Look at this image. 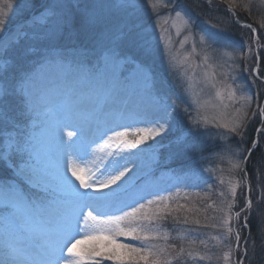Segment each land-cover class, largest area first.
<instances>
[{
	"label": "snow or ice",
	"instance_id": "snow-or-ice-1",
	"mask_svg": "<svg viewBox=\"0 0 264 264\" xmlns=\"http://www.w3.org/2000/svg\"><path fill=\"white\" fill-rule=\"evenodd\" d=\"M208 2L211 4L212 0ZM225 2L228 4L227 10L234 17V6L240 5L244 10H249L251 6V0L248 3L243 0ZM261 2L264 3V0ZM32 3L33 0H7L6 10H0V227L16 241L6 240L0 246V264H86L87 260L101 264L100 260L95 259L100 256L105 260L121 261L122 264L140 260L145 264H172L173 261L186 264V258L211 260L215 254L203 239L198 241L204 248L203 252L195 248L197 241L192 240L187 251L181 246L174 256L155 244L145 245L144 241L156 239L158 234L136 235L138 229L132 225L141 219H150L146 215H138L144 204L129 211L120 209L118 215L104 213L103 208L113 201L116 190L122 187L130 169L127 165L121 166L117 160L110 162V170L105 168L97 175L98 166L93 162L94 171L83 159L91 143H95L87 140L91 125L106 114L108 96L114 91L117 74L123 67L131 69L134 81L155 91L157 102H164L167 98L169 83L164 78L157 79L154 72L158 45L144 17L143 0H49L29 21L7 30L11 12L17 6L28 9ZM147 6L155 11L158 7H167V4H162V0H147ZM175 19L182 26L190 25V18L180 11L176 12ZM242 26L250 29L255 36L257 29L252 24ZM216 27L211 26L213 29ZM260 28L264 29V19L260 21ZM36 29L44 30L43 38L49 42L50 50L57 53L56 56L49 55L37 60L39 53L35 41L40 34ZM179 34L180 29L177 31ZM222 39L218 31L209 30L200 34L203 64L208 63V50L217 51L214 45ZM53 41L55 44L51 43ZM184 42L186 39L181 43ZM253 42L256 43L255 40ZM221 47L232 49L225 54L233 61L237 58L244 60L254 52L251 45L246 52H238L230 42H224ZM261 47L264 45L257 43L256 65L251 69V75L264 80L260 76ZM66 53L71 54L70 65L63 64ZM169 61L170 66L173 65L176 57L170 56ZM53 64L65 68L74 66L78 71V80L88 86L87 91H73L60 98L54 107L51 106L52 102L43 87V75ZM229 67L236 71L239 66L234 63ZM215 76V71L204 73L205 80ZM231 78L235 80L236 77ZM211 86L215 88L216 84L213 82ZM220 95V91H217V96ZM228 95L232 98L235 91H229ZM240 99L251 101L252 98L242 96ZM164 106L167 119L163 123L157 121L152 127L124 128L123 131L109 128L101 135L103 143H97L93 152L116 156L167 133L173 134L175 154L200 150L202 145L194 138L192 130L181 129L177 119V102L171 100L170 104ZM240 111L237 109V112ZM257 112L264 117V107L258 105ZM257 112L252 115L256 116ZM247 116L248 113L244 112L231 126L224 127L242 137ZM203 122L206 123V120ZM193 123L198 128L202 121L194 120ZM67 128L72 130L65 131ZM130 131L135 139H128ZM255 146L256 142H253L252 148L245 149L238 144L236 148L228 150L233 157L232 168L244 176L248 173L246 165ZM74 157L80 158L79 163ZM256 172L258 174L259 169ZM241 182L243 176L230 189L233 198ZM252 190L250 182L241 189L242 193L247 191L249 195L245 197L243 207L234 214L235 226L232 224L233 202L227 203L228 211L220 224L202 225L222 230L221 236H212L211 239L229 249L223 252L225 264H244L247 258L248 239L251 236L249 219L253 210ZM220 195L224 196V193ZM49 197L51 201L46 203ZM260 200L264 201V192ZM147 203L151 205L155 201L149 200ZM52 206L56 208L55 228L38 229L37 226L44 223L38 217ZM164 207L168 208L167 203ZM179 207L182 209L185 206ZM160 211L158 208L155 215L159 216ZM167 215L170 212H166L162 218ZM184 222L188 223L187 217ZM194 223L200 225L199 220ZM258 227L264 233V219H261ZM245 229H249L248 237L241 236ZM38 230L44 236L43 243L23 246L19 243L25 233L31 235ZM114 234L131 237L141 243L139 246L122 243ZM171 247L176 248L175 245ZM241 249L242 256L233 262L232 253Z\"/></svg>",
	"mask_w": 264,
	"mask_h": 264
},
{
	"label": "rangeland",
	"instance_id": "rangeland-1",
	"mask_svg": "<svg viewBox=\"0 0 264 264\" xmlns=\"http://www.w3.org/2000/svg\"><path fill=\"white\" fill-rule=\"evenodd\" d=\"M205 1L209 3L208 0ZM48 2L49 0H33L32 6L28 9H21L17 6L10 14L6 25L7 30H12L29 21L31 16L39 13L34 12L41 10V5ZM243 2L248 3L249 0H243ZM143 3L144 17L152 31L153 39L158 45L154 72L157 79H166L169 87L167 89L166 100L164 102H157L155 99V91L147 86L148 91L143 90L139 97V100L142 101L140 104L142 105L143 111L136 108L133 102V109L136 113L131 111L133 114L132 117L136 121L141 122L145 103L147 102L157 105L165 111L164 105L166 103L170 104L171 100H175L179 105L177 119L180 121L181 129H191L194 138L202 145V148L194 153L175 154L172 146L174 137L172 133H169L159 141H156V139L151 140L148 144L129 149V151L136 153L134 156L135 161H132L131 153L129 154L127 150L123 153V162L129 164L130 159L132 162L130 166L131 171L141 170L135 174L137 177L142 175L140 179L138 178L139 181L135 186L139 189V192L134 189L130 196L131 199L125 201L124 204L123 198L125 196L115 199H121L122 205L117 206V202H115L113 207L117 208H112V211H109L108 215H118V210L120 209L129 211L132 207L144 204L145 207L141 209L138 215H146L150 219H141L132 225L138 229L136 235L140 236L145 233L152 235L158 234L156 239L144 241L145 245L155 244L158 247L165 248L169 254L174 256L175 252L181 246L185 247L187 251L192 240L197 241L195 248L203 252V246L198 243L199 240L203 239L207 241L211 252L215 255H213L211 260L206 261L186 258V264H225L223 252L229 249L223 244H219L216 240L211 239L212 236H221L222 230L212 227L205 228L202 225L220 224L222 217L228 211L227 203L233 202L232 224L235 226L236 220L234 214L244 205L243 199H240V195L242 194L241 189L245 188L248 182L251 183L252 189L255 183L261 185V189H253L256 198L254 200L251 199L253 201V210L255 207L257 209L258 205H261L262 209L256 211L255 218L261 217L264 219V201L260 200L261 194L264 192V174L259 170V173H256L255 177L250 175L249 165L251 156L246 165L248 170L246 176L239 170L233 169L231 166L233 157H231L228 151L229 148H236L238 144L245 148L246 138L249 135L252 125L258 124V127L260 125L263 126L261 130L263 135L261 137L264 138V117H261L257 112L258 105L264 107V80L256 79L251 75V69L255 66H252L248 62L249 57H245L244 60L237 58L233 61L225 54L226 51L231 52L232 49L222 48L221 45L224 42H230L238 52H246V48L230 39L231 37L226 31L228 18L225 14L203 11L200 15H195L189 4L181 0H162V4H167V7L161 6L155 11L147 6V0H143ZM216 4H222L228 7L225 0H212L210 5L215 6ZM6 5L7 0H0V10H6ZM252 5H255L256 13L259 16L256 22L253 21V23L255 22L259 32L264 37V29L260 28V21L264 19V3L261 0H251V9ZM238 7L243 8L240 5L234 6L235 14ZM177 11L182 12L186 17L190 18L189 26H182L175 19ZM235 16L237 19L238 16ZM212 17L217 20L211 21ZM218 21L220 23H217ZM241 21L244 22L241 25L248 23L246 20ZM212 25H216L217 27L213 29L211 28ZM178 29H180L179 35H177ZM209 30L218 31L223 39L214 45L217 51L208 50V63L203 64L204 51L199 45V36L201 33ZM43 31V29H36V32L40 34L39 38L35 41L39 53L37 56L38 61L49 55H57L56 52L50 50L48 46L49 42L44 40ZM185 39L186 42L181 43ZM51 43L55 44V41ZM194 45H196L195 50L193 48ZM170 56L176 57V62L171 66L169 61ZM185 57L188 59L185 60ZM71 59V54L66 53L63 64L70 65ZM234 63L239 66L236 71H233L229 67V65ZM209 65H212V67H209ZM63 68L65 71L71 73V77L74 76L73 72L77 71L74 66ZM245 68L248 70L244 71ZM213 71L216 72V76L205 80L204 73H212ZM118 74L120 75L117 76L115 87L125 92L131 81L133 82L130 76L131 69L125 66ZM232 76L236 77L235 80L231 78ZM213 82L216 84L215 88L211 86ZM231 90L235 91V96L229 98L228 93ZM217 91H220V96H217ZM242 96H250L252 99L251 101L241 100L240 97ZM130 102L132 104V100ZM237 109H241V111L237 112ZM244 112H247L248 116L244 122L243 136L241 137L230 133L224 125L231 126L232 122L243 115ZM253 112H257V115L253 116ZM145 120L146 123H149L147 119ZM194 120L202 121L198 128L195 127ZM205 120L206 123L203 122ZM142 122L144 124V120ZM128 139L132 140L135 137L132 136ZM253 142H256V146L252 153L261 143L257 140L256 134ZM252 146L253 143L250 148ZM91 158L87 159V162L91 164L90 168H93V162L96 164L99 163L100 158L96 156ZM151 158L153 162L149 161ZM74 159H78V157H74ZM106 160L100 164L101 167L108 164ZM156 168H160L158 172L162 171V174L166 171H172L171 174L173 175L157 181L155 178L161 174L153 172ZM128 174H126V177ZM242 176L243 182L237 187L236 197L233 198L230 189L238 181H241ZM252 181L256 182L252 183ZM221 192L224 193V196L220 195ZM50 198H48L49 201L45 202H50ZM149 200H153L155 203L149 205L147 203ZM165 203H167L168 208L164 207ZM180 205H184L185 207L181 209L179 207ZM158 208L161 211L160 215L156 216L155 213ZM166 212H170V215L162 218ZM43 214V217H38V219L44 221L43 224L37 226L38 229L48 230L46 225L50 226V229L55 228V206L47 208ZM185 217L188 218V223L184 222ZM195 220H199L200 225L195 224ZM245 230L247 231L241 232L242 237L249 236V229ZM250 232L252 233L251 227ZM114 235L116 239L128 238L126 240L132 241V244L135 246H139L141 243L138 240H133L131 237L120 236L118 234ZM261 235L264 241V233ZM165 236L167 239H164ZM6 240L16 242L14 237L7 236L4 231L0 232V246ZM250 241L251 236L248 239L247 246H249ZM43 242L44 236L39 230L31 235L25 233L19 241L22 246L30 243ZM171 245H175L176 248H172ZM84 247H89V245H85ZM29 250L31 251V249ZM241 254L242 249L239 252H233L231 260L234 262L238 257L242 256ZM95 259L100 260L101 264H122L118 260H105L103 256L96 257ZM86 264H93V261L87 260ZM124 264H145V261H125ZM255 264H264V261H258Z\"/></svg>",
	"mask_w": 264,
	"mask_h": 264
},
{
	"label": "bare ground",
	"instance_id": "bare-ground-1",
	"mask_svg": "<svg viewBox=\"0 0 264 264\" xmlns=\"http://www.w3.org/2000/svg\"><path fill=\"white\" fill-rule=\"evenodd\" d=\"M50 69H51V71H46V72H49V73L53 74L54 71H55V73L57 75L53 76V77L47 76V80H45L43 82V87L47 91V93L50 91L48 93V96H49V98H50V100L52 102L51 106L54 107L56 102L60 98H63L65 96H67V95H70L73 91H76V90L87 91V87L88 86L85 85V84H84V86H82L81 82L78 80V75H75V77H71V75L67 71H65L63 66H58V65L54 64V65H52L50 67ZM117 76H119V74H117ZM133 83L136 85V89H135V92L131 95V98L128 100L129 101L128 109L135 112V110L133 109V102H134L135 107L143 111L142 105L140 104V102H142V101L139 100V97H140V94L143 92V90H147L148 87L143 85V84L136 83V81H134V80H133ZM125 93L128 94V91L126 90L125 92H123V91L118 90L117 87H115L114 91H112V93L108 96L107 100H110L109 102L113 103V104L117 103L119 100H121V95L122 96H126ZM131 100H132V104L130 102ZM145 119H147L149 121V123H146ZM166 119H167V116L165 115V111L161 107L159 108L157 105H154L152 103L147 102V103H145V109H144L143 115L141 117V122L137 121L136 125L134 123H131V124L125 123V125H129L133 129H136V128H147V127L154 126L157 121H159L160 123H163L164 120H166ZM142 120H144V124H143ZM107 121H109L112 125H115L116 124L115 121H118V120L109 119V120L104 121L103 125L106 126L107 125ZM118 124H119V122H117V125ZM100 128L101 127L98 125V122H93L92 125H91V131L88 133V135L94 134L95 132L99 131ZM123 128H125V127H123ZM65 130L66 131H70V129H68V128L65 129ZM115 130H119L120 131L122 129L119 127V128H117ZM167 134H169V133H167ZM167 134H163L160 137H156V141H159V140L163 139V137L165 135H167ZM65 140H67V138H65ZM150 141L151 140H147L141 145L148 144ZM113 148H115V145H113ZM128 153L129 154L131 153V159H132V161H135L134 160V156L136 155V153L135 152H131L129 150H128ZM96 154L97 153H91L90 155H88L87 157H84L83 159L85 161H87V159H92L91 157H94ZM99 158H100L99 159V163H97V164L95 163V165H97L98 168H99V171H97V175H99V172L103 171L105 168H109L110 162L117 161V160L119 161V164L121 166L122 165L123 166L127 165V167L130 169V171L128 172L130 174V176H133V175L136 174V172L138 173L139 171H141V170H138V171L132 172L131 168H130L132 162L129 159V164H125L123 162V160H122L123 159V153H117L116 156H111V157L110 156H106L104 154V156H99ZM101 158H102L103 161L107 159L106 162L108 164H105L104 166L101 167L100 164L103 163V162H101ZM149 161L153 162L152 158ZM89 165L90 164L88 163V166ZM143 169H144V166H143ZM109 170H110V168H109ZM129 174L127 175V177L124 178L125 182H126V179L129 176ZM125 182H122V187L121 188H123L125 186L124 185ZM108 191H110V190H108Z\"/></svg>",
	"mask_w": 264,
	"mask_h": 264
},
{
	"label": "trees",
	"instance_id": "trees-1",
	"mask_svg": "<svg viewBox=\"0 0 264 264\" xmlns=\"http://www.w3.org/2000/svg\"><path fill=\"white\" fill-rule=\"evenodd\" d=\"M181 1L187 2L195 15H200L203 11H207V12L213 11L214 13H217V14H225V16L228 18V25L230 29L231 30L234 29V31L244 34V31L240 28L239 24L236 23L235 17L232 15L231 12L227 10L228 7H226L225 5L216 4L215 6H212L209 3H207L205 0H181ZM254 6L255 5H252V9L250 8L249 10H244V8L238 7L236 11V15L238 16V19L246 20L249 23H253V21L256 22V19H258L259 16L256 13ZM212 20H217V19L212 17L211 21ZM247 34H249L248 30H247ZM260 75L264 77V47L261 50ZM257 128H258V124L252 125L250 127L249 135L246 138L245 149L251 147L254 141V138H255ZM261 136L259 138L261 142L260 146H258V148L254 150V152L251 154V159H250L249 171H250V175L253 177H255L257 173L256 172L257 169L261 170V172L264 174V143H263L264 138ZM255 182L256 181H252V183H255ZM259 188L261 189V185L259 183H255V186L253 187V189L257 190ZM254 192H255L254 190H252L251 192V198L253 200L256 198L254 195ZM244 198H245V192H243L240 195V199H243L244 201ZM257 210H262L261 205H258L257 209L255 207L254 210H252V214L250 216L249 225L252 231L251 241L249 242L250 244L248 246L250 250L248 252L247 258L244 260V264H251V263L255 264L258 261L259 262L264 261V241L261 235L262 232L260 228L258 227L262 218L261 217L255 218V213ZM243 231L246 232L247 230H243ZM172 264H177V262L173 261Z\"/></svg>",
	"mask_w": 264,
	"mask_h": 264
}]
</instances>
